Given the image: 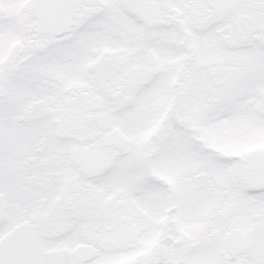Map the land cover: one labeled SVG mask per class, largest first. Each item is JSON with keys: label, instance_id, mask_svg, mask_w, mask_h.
I'll return each mask as SVG.
<instances>
[{"label": "snow or ice", "instance_id": "obj_1", "mask_svg": "<svg viewBox=\"0 0 264 264\" xmlns=\"http://www.w3.org/2000/svg\"><path fill=\"white\" fill-rule=\"evenodd\" d=\"M0 264H264V0H0Z\"/></svg>", "mask_w": 264, "mask_h": 264}]
</instances>
